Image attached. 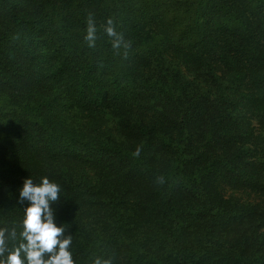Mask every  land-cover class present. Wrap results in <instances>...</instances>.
<instances>
[{"label": "trees", "instance_id": "trees-1", "mask_svg": "<svg viewBox=\"0 0 264 264\" xmlns=\"http://www.w3.org/2000/svg\"><path fill=\"white\" fill-rule=\"evenodd\" d=\"M45 177L74 264H264V0H0V259Z\"/></svg>", "mask_w": 264, "mask_h": 264}, {"label": "clouds", "instance_id": "clouds-1", "mask_svg": "<svg viewBox=\"0 0 264 264\" xmlns=\"http://www.w3.org/2000/svg\"><path fill=\"white\" fill-rule=\"evenodd\" d=\"M106 34L112 38V47L117 54L123 51L128 58L132 42L126 40L123 33L117 32L112 19L107 21ZM97 28L94 18L89 14L87 19V34L85 41L90 48L96 46ZM141 148H137L133 156L139 157ZM157 182L164 184V177H158ZM61 188L45 177L36 184L31 178L23 181L19 192V203L29 202L25 208L23 231L20 233L22 242L9 252L6 259H0V264H74L69 248L72 236L65 235L66 229L55 223L54 204L59 203ZM15 229L9 232L0 229V257L8 251L9 241H15ZM94 264H112L110 259L97 257Z\"/></svg>", "mask_w": 264, "mask_h": 264}, {"label": "rangeland", "instance_id": "rangeland-1", "mask_svg": "<svg viewBox=\"0 0 264 264\" xmlns=\"http://www.w3.org/2000/svg\"><path fill=\"white\" fill-rule=\"evenodd\" d=\"M243 198H245V195H242Z\"/></svg>", "mask_w": 264, "mask_h": 264}]
</instances>
